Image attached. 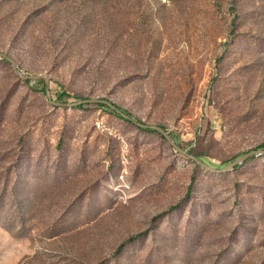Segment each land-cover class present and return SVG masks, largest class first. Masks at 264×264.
<instances>
[{
    "label": "rangeland",
    "instance_id": "rangeland-1",
    "mask_svg": "<svg viewBox=\"0 0 264 264\" xmlns=\"http://www.w3.org/2000/svg\"><path fill=\"white\" fill-rule=\"evenodd\" d=\"M0 52L215 168L264 148V0H0ZM27 259L264 264V154L213 172L0 58V264Z\"/></svg>",
    "mask_w": 264,
    "mask_h": 264
},
{
    "label": "water",
    "instance_id": "water-1",
    "mask_svg": "<svg viewBox=\"0 0 264 264\" xmlns=\"http://www.w3.org/2000/svg\"><path fill=\"white\" fill-rule=\"evenodd\" d=\"M0 58L2 60H6L9 61L13 64L15 71L17 73V75L19 77H21V79H23L24 81H46L47 83V87H48V96L49 98H51V100L59 105V106H76L82 103H104L107 104L109 107H111L113 110H115L117 113L121 114L124 118L131 120L132 122H134L136 125H138L141 128H149L152 130H155L159 133H161L169 142L170 144L176 148L178 151H180L182 154L188 156L189 158H191L192 160H194L195 162H197L198 164L202 165L203 167L213 171V172H229L232 170H235L237 168V166L244 164L248 159H250L251 157L255 156V155H262L264 154V148H260L257 150H253L251 152H248L247 154L237 158L235 161H233L232 163H230L228 165V167L224 168V169H218L215 168L213 166H210L209 164H207L204 160L200 159L199 157H197L196 155L190 154L187 151H185L179 144H177L174 139L172 138V136L169 134V132L162 126H157V125H149L146 123H142L139 122L137 120H135L134 118H132L131 116L127 115L126 113H124L122 110H120L117 106H115L113 103H111L108 100H102V99H86V100H81L79 102H73V103H62V102H57L53 99L52 93H51V79L48 77H43V76H32V75H25L23 74V72L21 71L18 63L9 55H5V53H1L0 52Z\"/></svg>",
    "mask_w": 264,
    "mask_h": 264
},
{
    "label": "trees",
    "instance_id": "trees-1",
    "mask_svg": "<svg viewBox=\"0 0 264 264\" xmlns=\"http://www.w3.org/2000/svg\"><path fill=\"white\" fill-rule=\"evenodd\" d=\"M82 1H85V0H82ZM1 53H3V52H1ZM5 55H7V54H5ZM10 56V55H9ZM10 57H12L14 60H15V58L13 57V56H10ZM16 61V60H15ZM9 62V61H8ZM26 82H28V83H31V82H33V81H26ZM37 82H43L44 83V85H45V87L47 86V83H46V81H37ZM60 97H62V98H64V97H70V95L67 93V92H64V93H62L61 94V96ZM84 100H86V99H84ZM102 100H108V101H110L111 103H113L115 106H117L120 110H122L124 113H126L127 115H129V116H131L129 113H127L122 107H120V106H118L116 103H114L113 101H111V100H109V99H102ZM89 104H98L99 106H101L102 108H105V109H109V110H112V111H114L119 117H121V118H124L121 114H119V113H117L115 110H113L111 107H109L107 104H104V103H89ZM83 105H86V104H83ZM83 105H81L80 107H82ZM132 117V116H131ZM133 118V117H132ZM124 119H126V118H124ZM138 121V120H137ZM140 122V121H139ZM142 123H144V122H142ZM147 124V123H146ZM162 127H164V126H162ZM165 129H166V127H164ZM145 129H149V128H145ZM149 130H152V129H149ZM167 130V129H166ZM152 131H155V130H152ZM157 132V131H156ZM159 133V132H158ZM159 134H161V133H159ZM170 134V133H169ZM162 135V134H161ZM171 135V134H170ZM163 136V135H162ZM164 137V136H163ZM165 138V137H164ZM264 146V145H263ZM262 147V146H261ZM197 157H199L200 159H202L200 156H198V155H196ZM192 189H193V183L190 185V187H189V190H188V192H187V196H189L190 194H191V192H192ZM177 206H174V208H176ZM139 235H136V236H133V237H131L130 239H129V241H133L134 239H136L137 237H138ZM124 246H125V243H123V244H121L119 247H118V251H121L123 248H124ZM34 260H32V259H27L25 262H24V264H34Z\"/></svg>",
    "mask_w": 264,
    "mask_h": 264
}]
</instances>
